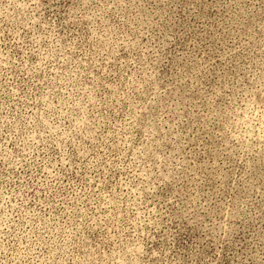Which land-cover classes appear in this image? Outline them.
<instances>
[{"label": "rangeland", "instance_id": "rangeland-1", "mask_svg": "<svg viewBox=\"0 0 264 264\" xmlns=\"http://www.w3.org/2000/svg\"><path fill=\"white\" fill-rule=\"evenodd\" d=\"M0 264H264V0H0Z\"/></svg>", "mask_w": 264, "mask_h": 264}]
</instances>
